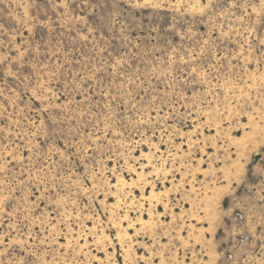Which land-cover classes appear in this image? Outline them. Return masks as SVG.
<instances>
[{"label":"rangeland","instance_id":"374dc122","mask_svg":"<svg viewBox=\"0 0 264 264\" xmlns=\"http://www.w3.org/2000/svg\"><path fill=\"white\" fill-rule=\"evenodd\" d=\"M0 264H264V0H0Z\"/></svg>","mask_w":264,"mask_h":264}]
</instances>
